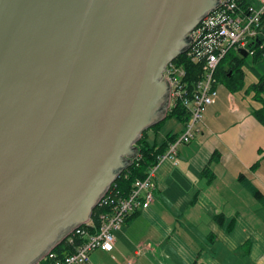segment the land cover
I'll list each match as a JSON object with an SVG mask.
<instances>
[{
    "label": "water",
    "instance_id": "1",
    "mask_svg": "<svg viewBox=\"0 0 264 264\" xmlns=\"http://www.w3.org/2000/svg\"><path fill=\"white\" fill-rule=\"evenodd\" d=\"M221 2L0 0V264H39L90 221Z\"/></svg>",
    "mask_w": 264,
    "mask_h": 264
},
{
    "label": "crops",
    "instance_id": "2",
    "mask_svg": "<svg viewBox=\"0 0 264 264\" xmlns=\"http://www.w3.org/2000/svg\"><path fill=\"white\" fill-rule=\"evenodd\" d=\"M243 72L238 91L217 83L198 132L177 148V164L164 160L157 167L153 202L114 233L111 252L94 251L86 264H264V158L258 154L264 127L253 115L261 105L247 91L256 74ZM170 121L158 145L167 144L168 134L181 135L183 124Z\"/></svg>",
    "mask_w": 264,
    "mask_h": 264
},
{
    "label": "built area",
    "instance_id": "3",
    "mask_svg": "<svg viewBox=\"0 0 264 264\" xmlns=\"http://www.w3.org/2000/svg\"><path fill=\"white\" fill-rule=\"evenodd\" d=\"M258 2V5L248 2L244 5V0H222L221 4L187 35L195 36L196 40L184 52L201 43V49L192 54L193 59L204 60L201 78L190 89L184 81L185 69L173 61L166 66L163 73V80H168L170 85L169 108L179 104L189 115L181 135L168 145L166 151L159 156L157 164L149 169L146 177L134 182L126 195L112 197L106 192L101 197L96 205L104 207L100 214V224L90 228L92 224L89 221L66 238L69 242H73L75 237L81 240L73 252L63 254L60 258H56V255L50 252L42 261L49 258L51 261L48 264H86L92 252L113 250L114 233L121 229L129 216L142 208H147L153 202L152 179L157 167L164 160L177 164L178 146L193 139L206 108L215 102L218 83L215 72L218 64L231 50L237 55L240 51H246L248 56L252 55V46L258 41L259 36L263 37L261 19L264 14V0ZM131 261L125 264H131Z\"/></svg>",
    "mask_w": 264,
    "mask_h": 264
},
{
    "label": "trees",
    "instance_id": "4",
    "mask_svg": "<svg viewBox=\"0 0 264 264\" xmlns=\"http://www.w3.org/2000/svg\"><path fill=\"white\" fill-rule=\"evenodd\" d=\"M247 1L244 0V5ZM261 32L263 37H258V41L252 46L253 54L242 57L241 55L229 56V52L224 59L218 64L215 72L217 81L223 83L230 91H238L243 87L244 72L243 68L247 67L256 74L257 81L248 87L247 91L253 94V97L260 103L261 107L257 111L253 112L254 118L264 127V14L261 19ZM201 43L194 45L190 50L177 56L173 62L177 65H182L185 69L186 75L184 81L188 87L193 88L194 83L201 78L203 74L204 60H195L192 58V54H196L201 49ZM228 56L230 57L227 61ZM175 119L179 123L185 124L189 119L187 111L178 105L171 107L164 120L160 123L152 126L141 134L140 139L136 142L135 147L137 150L134 158L124 168L118 178L110 185L107 194L112 197L126 195L133 187L136 180H142L148 174L149 169L154 167L159 156H161L168 145L173 143L177 139V135H166L167 144H157L156 141L151 143L149 141V133L157 132L163 122L166 120ZM258 154L264 158V147L258 150ZM217 156V154L215 155ZM214 156V157H215ZM257 164V163H256ZM256 164L253 166L255 167ZM208 173V169L203 170V175ZM240 175L239 179H242ZM254 197L261 200L262 195L258 190L253 191ZM104 207L96 206L91 212L90 221L93 227H97L100 224V214L103 212ZM90 230V229H89ZM93 232V231H91ZM77 237L73 242L64 240L58 246H56L51 253L56 255V258H60L63 254L73 252L74 247L80 243ZM51 259L47 258L41 261L39 264H48Z\"/></svg>",
    "mask_w": 264,
    "mask_h": 264
},
{
    "label": "rangeland",
    "instance_id": "5",
    "mask_svg": "<svg viewBox=\"0 0 264 264\" xmlns=\"http://www.w3.org/2000/svg\"><path fill=\"white\" fill-rule=\"evenodd\" d=\"M229 56H234V55H237V53L235 52V51H233V50H231V51H229ZM228 56V58H227V61L229 60V57ZM166 78V77H165ZM167 115V114H166ZM166 117V116H165ZM165 119V118H164ZM163 119V120H164ZM162 121V120H161ZM160 121V122H161ZM159 122V123H160ZM158 124V123H157ZM173 125H174V122L173 121H170V120H167V122L165 123V126H164V128H162L161 129V132L159 133V135L157 136V137H154L153 136V134L150 132L148 135H149V141L151 142V143H154V141H157V142H159L160 140H161V137L160 136H162V135H165V134H167V133H169L168 131L173 127ZM41 262V261H40Z\"/></svg>",
    "mask_w": 264,
    "mask_h": 264
},
{
    "label": "flooded vegetation",
    "instance_id": "6",
    "mask_svg": "<svg viewBox=\"0 0 264 264\" xmlns=\"http://www.w3.org/2000/svg\"><path fill=\"white\" fill-rule=\"evenodd\" d=\"M169 102V100H168V97H167V103ZM169 104V103H168ZM136 153H137V150H136ZM136 153H135V155H136Z\"/></svg>",
    "mask_w": 264,
    "mask_h": 264
}]
</instances>
